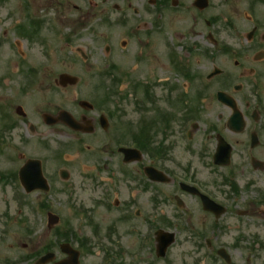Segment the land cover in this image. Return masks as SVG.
<instances>
[{
    "label": "rangeland",
    "instance_id": "rangeland-1",
    "mask_svg": "<svg viewBox=\"0 0 264 264\" xmlns=\"http://www.w3.org/2000/svg\"><path fill=\"white\" fill-rule=\"evenodd\" d=\"M154 1L159 3L161 0ZM175 1L176 6L162 11V24L156 28L152 14L143 10L149 0H0V119L2 114L6 116V122L12 120L16 123V127L1 131L0 121V172L5 175L16 171L25 159L39 158L47 175L52 176L59 168H65L70 174L69 182L75 183L72 194L67 182L55 175L57 181L53 182L52 189L58 196L52 203L53 207L66 210L63 205L74 195H77V203L90 204L95 195L100 196V188L94 187L93 190L91 184L95 182L91 183L88 180L91 176L87 178L83 173L85 171L88 175L94 172L96 160L90 156L92 146L99 145L108 136L115 150V141L128 142L129 136H121L128 124L136 127L142 117L152 119L155 115L153 104H147L145 113L140 114L134 107L137 96L132 94L131 88L135 82H153L152 92L158 99L157 125L162 113L170 117L167 128L169 136L162 141L172 145V158L160 162L144 155L145 161L160 170L168 168L175 183L188 178L189 181L195 180L213 199L224 205L226 211L215 219L212 214L202 210L194 197L184 195L181 198L186 212H180L173 202L174 193L179 192L172 183L151 184L153 189L151 187L150 190L159 195L156 204L154 200L148 201L150 193H144L140 186L133 185L129 176L127 199L132 191L136 200L134 209H139L144 217L149 216L153 205H156L157 213L149 216L150 219L159 225L165 222L162 221V216H165L174 224L169 230L177 232L176 240L168 248L166 256L173 263L192 264L201 257L200 264H225L215 254V258L212 255V250L223 247L232 264H264V201L256 203L264 195V169H253L246 161V136L244 132L236 134L226 129L230 110L214 97L216 90H223L238 101L246 95L247 99H256V96H248L254 93L252 83L256 79L250 76L249 68H255L261 76L256 84L264 105V58L253 60L260 48L264 51V44L248 42L245 38L253 25H258L256 35L264 32V2L256 0L254 17L249 9L253 0H209L208 7L202 11L192 6L193 0ZM26 13L42 22L30 24ZM35 30L41 31L36 34ZM209 33L212 39H209ZM123 41L125 45H121ZM106 45L109 46L108 51L104 50ZM221 45L228 46L230 52L219 51V55L213 59L200 55L205 49L215 52ZM188 46L194 51L190 52ZM78 49L87 54L88 59L84 60ZM169 49L184 57L187 66L196 77L202 75V80L214 67L222 69L228 78H213L206 91L202 90L198 77L187 82L174 72ZM139 50L143 56L146 55L141 64L136 59ZM234 61H238V65ZM110 65H114L113 73L121 82L118 95H110L105 106L114 109L115 117L105 135H87L83 143H77L70 136L72 132L60 123L47 125L43 122L41 116L44 113L55 115L60 109L78 116L81 111L77 105L78 99L99 104L105 90L101 91L97 86L101 82L105 86L108 81L99 74L111 69ZM30 68L35 70L32 75L34 82L27 86L26 74ZM61 72L76 76L78 82L65 88L57 86L55 79ZM237 83L243 86L240 93L232 88ZM173 84L177 88L170 91ZM181 84L184 88L180 87ZM194 89L203 91L205 96L200 102V116L194 121L195 126L187 127L192 134L188 141L178 127L180 111L179 108L175 110L173 101L182 90L193 97ZM125 92L127 96L122 99L121 94ZM17 105L22 107L25 117L15 114ZM83 113L86 117L97 118L95 109L83 110ZM29 125H33V131H29ZM216 133L233 146L230 167L214 168L211 164ZM260 136L261 143L254 150V156L264 161V130ZM161 138L155 134V141ZM43 143H47V146ZM79 146L81 149H78ZM62 147L64 151L61 157L54 158L56 150ZM19 155L22 157L19 158ZM117 160L116 153L112 154L108 171L100 169L98 175L114 183L120 181ZM142 165H145L143 161L126 165L125 171L131 172L134 178H142ZM230 173L240 189L237 195L221 184L223 176ZM7 177V180L0 182V231L6 219L7 225L4 227L9 232L4 234L5 241L15 245L18 255L47 242L50 231L46 227L45 214L35 212L36 200L39 199L36 193L29 195L24 212H17L19 208L13 202V197L19 188L11 183L10 175ZM116 187L120 188V183ZM240 211L244 214L239 215ZM5 214L8 218L4 217ZM66 220L72 221L73 225L76 221L75 216H68ZM183 221L188 227L191 225L190 229L205 233L209 248L202 251L200 256L201 250L195 254L192 235L179 228V225L186 227ZM138 226L143 227L144 224L138 223ZM23 227L35 228L36 232L26 235ZM128 239L137 241L135 237L128 236ZM193 239L197 240L194 235Z\"/></svg>",
    "mask_w": 264,
    "mask_h": 264
},
{
    "label": "flooded vegetation",
    "instance_id": "flooded-vegetation-1",
    "mask_svg": "<svg viewBox=\"0 0 264 264\" xmlns=\"http://www.w3.org/2000/svg\"><path fill=\"white\" fill-rule=\"evenodd\" d=\"M156 4L157 3H154L152 5V11L157 9ZM158 5L159 7H164L166 2H160ZM144 10L148 9L145 8ZM252 41H256L259 44H264V33L257 35L256 39L253 38ZM260 51L263 50L260 48L258 52ZM145 57L146 55L143 56V53H140L137 62L141 64ZM249 72L251 77L260 78V73L256 69L249 68ZM152 83L153 82L149 81L140 83L141 104L137 111L143 115V113H145L147 110V104H153L152 110L155 111V115L152 117V122L154 124L158 117V108L156 107L158 99L155 97V93L152 92ZM171 86L172 87L170 88V91L176 88V86L174 87V84ZM240 91L241 90L238 92L240 93ZM237 104L238 106H241V108H239L243 114L244 120L246 121L244 131H247L248 128L255 129L260 124V118L264 117V115L261 114L259 110L260 106L257 105L256 108L255 106L251 107L250 101L246 99H239V101L237 100ZM80 110L82 113L80 111L78 115L79 120L82 122H86L88 120L93 126L94 130L91 136H97L98 133L104 135L107 129L102 128L99 122V117L87 118L85 113H83V110ZM254 111L255 113H253ZM258 118L259 120H257ZM141 119H143V117ZM107 123L109 124V117H107ZM153 124L150 130L151 138L149 139V142H155V134H159V132L154 128ZM255 130L259 137L261 131L258 129ZM251 132L248 135L249 143L247 144V153L249 154L250 158L252 152L258 147H251ZM73 136L75 137L76 134H73ZM80 140L81 142L83 141V139L79 138L78 141ZM112 154H114V152H112V148L108 140L103 141L102 139L99 145L92 146L90 156L95 159L96 162L93 169L94 172L88 174L87 178L91 176L88 180L91 183L95 182V184H91L92 187L100 189L103 186L106 187V196L111 202L106 204H109L110 208L104 209V214H98V209L103 208V205L105 204L104 198L101 201H97L100 206H96L95 200L92 199L91 203L87 205L88 209L79 211L80 215L83 217V225L78 228L79 232L77 237L71 238L69 241H67L71 245V249H68L69 252L65 253L61 251L59 244L55 246L49 242H45L37 248H31L25 253H20L17 255L16 247L13 243L0 240V264H36L38 258L49 251L53 253V256L51 260L43 264H92V261L90 263V260L96 257H93L91 252L94 249H98L99 253H101V256L97 259L98 264H160V262L163 260H161L158 256L153 236V226L150 225V222L153 220L149 221L148 216L144 217L140 211H131L129 208L127 209L125 202L121 201L124 193L127 191V178L125 177L123 169L120 168V171L118 172L120 175V181L118 180L116 183L112 182L111 179L110 181H104L102 177L98 176L100 169L103 172L108 171L111 162H106L105 160H111ZM171 154L172 153L169 152L164 154L163 157H167L168 161H170ZM118 156L121 157V154L118 153ZM84 172L85 171H83V173ZM54 181L56 182L55 178L47 177V182L50 187L53 185ZM119 183L120 188L116 187ZM82 185H85V183ZM39 196L44 197V195ZM133 206L134 205L131 207ZM155 211L156 210L153 209L150 211V213H154ZM44 212L47 213L48 211ZM86 216L92 217L93 220L91 221L86 219ZM138 223H143L144 226L140 227L138 226ZM129 226L132 227L131 231L128 230ZM82 229H86L87 232H83ZM144 232H147L148 234L144 235ZM84 234H87L88 237L85 238L83 236ZM139 234L141 235L139 236ZM128 236L137 238V241L129 240ZM94 264H96V262ZM163 264L175 263H173V261H163Z\"/></svg>",
    "mask_w": 264,
    "mask_h": 264
},
{
    "label": "water",
    "instance_id": "water-1",
    "mask_svg": "<svg viewBox=\"0 0 264 264\" xmlns=\"http://www.w3.org/2000/svg\"><path fill=\"white\" fill-rule=\"evenodd\" d=\"M206 0H196L195 4L199 5L200 7L203 6V4H205ZM60 81L61 83L64 85L66 82H70L72 83L73 82V79H71L68 75L66 74H62L60 76ZM63 115H65V113H62ZM71 124H75L74 121L69 118ZM47 121V120H46ZM68 121V123H70ZM229 149L230 147L223 141L222 138H219V142H218V145H217V149H216V153H215V158H218V159H225L228 155V152H229ZM216 162V161H215ZM34 167L35 166V169L37 170L38 172V162L37 161H29L21 170H20V174H21V177L24 179L27 180V172H28V167Z\"/></svg>",
    "mask_w": 264,
    "mask_h": 264
}]
</instances>
